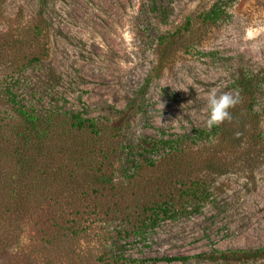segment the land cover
<instances>
[{"label": "rangeland", "instance_id": "obj_1", "mask_svg": "<svg viewBox=\"0 0 264 264\" xmlns=\"http://www.w3.org/2000/svg\"><path fill=\"white\" fill-rule=\"evenodd\" d=\"M221 1L211 22L217 0H0V93L9 88L41 113L79 112L101 129L75 136L96 152L101 181L82 173L69 185L74 195L57 201L78 234L47 244L51 233L27 224L19 244L0 249V264H121L112 260L120 255L134 264H264L216 259L264 248V0ZM244 79L251 98L240 92ZM213 88L239 92L237 107L252 102L253 111L240 109L238 124L194 144L195 130H210ZM12 116L0 101V119ZM152 139H179L184 153L144 152ZM195 179L209 194L197 210L181 195ZM168 195L176 218L134 234L150 214L143 208ZM173 257L188 259L161 260Z\"/></svg>", "mask_w": 264, "mask_h": 264}, {"label": "trees", "instance_id": "obj_2", "mask_svg": "<svg viewBox=\"0 0 264 264\" xmlns=\"http://www.w3.org/2000/svg\"><path fill=\"white\" fill-rule=\"evenodd\" d=\"M233 1L235 0L225 2ZM217 2L219 4L213 5L205 20L216 22L220 19L224 11L220 7L222 1L217 0ZM35 28L40 31L38 26ZM28 61L38 62V57L32 56ZM241 87V94L251 98L254 94L251 79H244ZM22 100L9 88L0 93V101L5 102L16 115V117L0 119V249H3L7 242L19 244V233L25 230L27 224L33 227L39 226L42 229L40 232L46 229V233H51L47 244L57 242L60 235L65 237L69 234H78L76 221L68 219L67 215L63 214L65 207L57 202L58 198L67 197L65 194L68 197L74 195L75 190H71L73 188L69 185L76 182V179L82 180L80 177L82 173L86 177L94 178L93 183L99 182L98 178L101 181V175H95L101 172V162L96 166L91 161L96 152L86 149L75 140L78 133H89L94 136L101 134L95 119L83 117L81 113L73 111L41 113ZM253 107V103L249 102L243 108L239 106L231 112L233 117H236L240 114V109H243L244 115L248 117ZM221 129V126H216L209 131L195 130L190 142L195 144L207 141L210 137L218 135ZM178 142L179 139H152L145 143L143 150L150 153L164 148L167 150V155L175 153L177 156L184 153ZM138 154L140 158L144 156L139 152ZM108 157L104 155L105 160ZM143 158L142 162L145 165L150 167L154 165V161ZM138 161L140 160L136 162ZM102 182L111 183L105 175H102ZM202 184L197 179L192 180L191 184L181 192V195L188 199L187 202L193 201L194 210H197L202 200L209 197V194L201 189ZM93 193L97 191L94 190ZM172 200L173 198L168 195L163 200L152 201L151 206L144 207L143 212L150 214L134 224L132 227L134 234L141 235L144 230L157 226L160 220L175 219L179 211L175 209ZM187 259L173 257L161 260L171 262ZM216 259L224 262L257 261L264 259V248L220 252L218 256L216 255ZM101 260L104 261V258ZM112 260L113 263L120 261L121 264L135 262L122 255Z\"/></svg>", "mask_w": 264, "mask_h": 264}, {"label": "clouds", "instance_id": "obj_3", "mask_svg": "<svg viewBox=\"0 0 264 264\" xmlns=\"http://www.w3.org/2000/svg\"><path fill=\"white\" fill-rule=\"evenodd\" d=\"M241 103L242 96L239 92H222L218 94L217 89H211L207 96L209 114L206 120V127L211 129L225 122L229 124H238V121L234 120L231 110L235 109ZM161 106L163 109L164 105L161 104ZM240 135V132L235 133L236 138H239Z\"/></svg>", "mask_w": 264, "mask_h": 264}]
</instances>
